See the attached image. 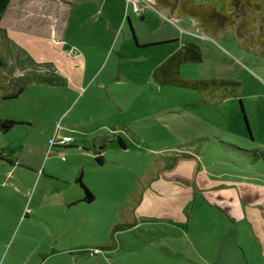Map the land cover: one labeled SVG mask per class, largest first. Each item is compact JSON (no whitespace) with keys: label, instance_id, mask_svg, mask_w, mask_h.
Here are the masks:
<instances>
[{"label":"rangeland","instance_id":"rangeland-1","mask_svg":"<svg viewBox=\"0 0 264 264\" xmlns=\"http://www.w3.org/2000/svg\"><path fill=\"white\" fill-rule=\"evenodd\" d=\"M258 5L256 8L252 6L233 12L235 19L232 24L226 25L221 32H214L212 26L202 29L193 17L178 16L165 10L161 4L153 3L137 7L138 3L135 5L133 0H125L123 17L128 16L138 45L161 42V44L139 47L131 37L128 22L126 21L123 27L117 25L120 14L117 3L112 6L115 28L111 34L110 44L106 47L95 45L90 49L84 48L85 53H90L86 57V75L97 71L91 80L96 82L99 78L106 79L108 83L105 92L110 96L94 88H88L84 95L77 99L78 108L73 112L72 106L76 99H73L71 90L62 85H55L46 91L27 90L14 101V107L24 109L27 115L56 118V128L65 127L69 116L74 119H82L86 116L90 119L100 116L104 118H94L91 125L86 121L69 128L72 141L68 143L58 141L60 135L56 138L55 130L51 131L50 128H44L43 133L31 132L28 135L20 134L17 130L21 129L19 127L7 132L20 134L23 145L16 148L19 149L17 158L20 162L24 159L29 160L32 167L28 168L32 172L25 170L23 167L26 166L19 163L22 166L16 167L14 173L6 174L7 176L0 179V250H2L0 264L5 252L3 264L24 262L26 255L31 252L29 250L34 245L36 236L42 230L47 232L49 225L59 219L54 214L60 212L61 208L53 204L59 196L57 193L52 194V188L57 189L58 186H62L61 178H51V175L41 173L45 162L46 167L48 165L50 148L54 150L56 145L71 146L65 154L67 163L73 161L85 167L82 178L84 184L98 201L109 200L104 208L110 211L117 209V204H121L128 197L129 191L133 197L135 189L141 187L140 174L145 175L147 169L157 164L156 160L159 157L174 155L177 151L194 146L197 150L209 151L208 157L214 165V160L219 163L217 156L236 163L249 160L234 147L220 145V142L225 141L242 149L264 150V1L262 0ZM52 6L49 0H10L0 26L8 27L17 15L21 24L29 28L35 21L41 20L37 15L51 12ZM138 8L141 10L139 11ZM186 38L196 40L201 47L203 58L200 62L180 64V73L187 79L234 80L238 83L230 88L234 95L229 93L222 97L225 91L223 87L203 91L169 85L160 86L152 80V69ZM34 46L41 53L31 55L28 51V48H31L29 46L19 48L35 64L46 65L45 62L49 60L43 59L45 55L57 57L48 46L44 48L37 44ZM51 48L57 50L54 46ZM17 49L18 46H15V53ZM25 54L19 53L21 57H25ZM58 57H62L60 51ZM82 58L85 57L82 55ZM21 61L18 68L22 69L31 62L25 58ZM105 73H109L110 77L104 75ZM238 98L243 104L250 131L238 105ZM6 105H2L1 113L10 116L6 111L10 108H5ZM34 107L36 109L32 110ZM62 111L64 113L59 116ZM92 129L98 130L95 136L96 146L104 145L102 151L98 150L104 159V163L100 166L92 165L93 158L86 154L90 153L92 148L91 132L87 133ZM14 130L15 132H11ZM7 133H0V145L2 135ZM50 135L49 144L44 149V146L38 143V138H46ZM74 136H78L79 141L74 139ZM116 137L123 140L124 149L119 147L117 141H112ZM29 143H37L32 155H29L26 148ZM209 158L203 160L208 161ZM12 159L14 163L15 159ZM255 163L259 166L263 165L259 160ZM49 184L51 186H48ZM77 186L79 185L76 183L75 189ZM30 196H38L40 202L37 203L34 198L28 203ZM97 209L98 202H94L91 205L89 203L88 210L82 211L88 213V216L86 222H82L83 226L79 225L74 233L76 238L79 233L84 232L94 235L88 225ZM61 213L65 214L66 211ZM204 221L205 237L216 242L222 240L223 255L227 254L228 264H236L235 258L238 254L235 252L234 239L248 261L251 256L249 251L252 249L258 251L255 227L254 234L246 222L218 225L211 214H208ZM102 224L110 227V221L105 219L100 221L99 225ZM104 234L107 236V231ZM92 237L97 239L95 235ZM85 249L88 250L90 258L81 259L75 264H124L123 259H128L127 256L131 255L121 251L110 256L109 252L105 251L104 254L98 248L85 247ZM133 255L136 264H139L138 252H134ZM113 256H116V261L112 259ZM239 256L241 259L240 254ZM210 257L213 256H209V259Z\"/></svg>","mask_w":264,"mask_h":264},{"label":"crops","instance_id":"crops-1","mask_svg":"<svg viewBox=\"0 0 264 264\" xmlns=\"http://www.w3.org/2000/svg\"><path fill=\"white\" fill-rule=\"evenodd\" d=\"M49 1L53 5L50 7L51 12L37 15V17L40 16L41 20L35 21L31 27L25 28L17 15L8 27L0 26L2 31L0 39L6 45L9 43L17 45L18 50L19 47H31L28 48L31 55L41 53V51L35 49V44L43 48L48 46L50 51L54 52L57 57L43 56V59L49 60L45 62L46 66L44 67L49 65L50 71L52 67L56 68L57 71L54 73H58V77L62 81L61 85L71 90L74 95L73 99H76L72 106L73 112L78 108L77 99L82 97L88 88H94L110 96L108 92H105L108 83L106 79L99 78L96 82L91 80L97 74V71L86 75V57L90 53H85L84 48L90 49L95 45L106 47L110 44L111 34L115 28L114 19L112 20V6L118 3L120 14L117 25L123 27L126 22L125 17H123L125 0ZM133 3L135 5L138 3V6L141 7L152 5L155 2L154 0H133ZM3 18L4 16L0 24ZM182 31L184 30L182 29ZM131 37L136 40L135 35ZM151 44L154 45V43ZM155 44H161V42ZM53 46L57 50H53L51 48ZM145 46H148V44L140 47ZM72 47L77 50L75 53L69 54L68 52ZM59 51L62 57H58ZM82 55L85 58H82ZM8 73L11 84L7 85L5 80L0 78V91L6 93L13 91L16 85L22 84L24 81L25 85L16 97L8 99L0 105V114L2 117H9L17 121L18 123L12 128H21L17 129L20 134L43 133L44 128H50L51 131L55 130L56 138L58 135L61 138L64 135L70 136L68 129L71 127L78 126L86 121L87 124L91 125V121L95 120L94 118H104L93 116L94 118L90 119L86 116L82 119H74L69 116L65 122L67 123L65 127L59 126L56 128V118H43L36 114L33 116L27 115L24 109L14 107V101L18 100L25 93L24 91L31 92L36 89L37 91H46L48 88L52 89L56 84L35 81V72H29L24 77H21V73H17L15 70H9ZM104 75L110 77L109 73ZM10 103L12 105H8ZM4 104H7L5 108H10L6 109L10 116H6L7 113H1V107ZM90 110V113H92V109ZM63 113L64 111L59 116ZM11 129L7 132H10ZM97 131L92 129L87 132L88 134L91 132L92 148L90 153L87 152L86 154L93 159L101 155H98L101 153L100 151L97 154L96 148L104 147V145L96 146L95 136ZM11 132H15V130ZM7 134L1 137L0 151L3 149L11 150L10 156L15 159V162L12 164L0 162V179L6 174L14 173L17 170L16 167L22 166L19 163L27 167H23L25 170L32 172L29 169L32 167L29 160L24 159L23 162H20L17 158L19 149L16 148L23 145L20 134ZM50 138L51 135L46 138H38V143L43 145L45 149ZM118 138L116 137L112 141H117ZM74 139L79 141L78 136H74ZM58 141L60 140L58 139ZM70 141H72V138ZM121 141L123 142V140ZM36 144L29 143L27 145L29 155L33 154ZM119 147L124 149L125 145L122 147L119 144ZM69 149H71V146L67 144L56 145L54 150L50 148L48 165L46 167L45 162L41 170V173L49 174L51 178H61L62 186H58L57 189L52 188V194L57 193L59 196V198L56 197V199L58 198L55 201L56 203L52 202L56 207L61 208L60 212L54 214L59 219L49 225L47 232H42V230L36 236L34 245L29 250L31 252L26 255L24 262L19 264H75L81 259L90 258L85 247L98 248L104 254L107 251L110 256L119 254L121 251L131 254L129 257L127 256L128 259H123L124 264H136L133 258L134 252L139 254L137 258L139 264H228L226 261L227 254L223 255L222 240L216 242L208 239L209 237H205L204 220L208 214L213 215L218 225H221V223L246 222L254 234L255 227L257 230L255 238L259 244V249L258 251L256 249L249 251L251 255L249 261L241 247L236 244L234 234L232 235L235 252L238 254H235V261L236 264H264L263 165L259 166L252 160L236 163L230 161V159L228 160V158L224 160V158L218 156L219 163L214 160V165H212V160L208 157L209 151L197 150L192 146L187 150L177 151L174 155L159 157L156 160L157 164L151 169H147L145 175L140 174L141 187L135 189L133 197H131L132 193L129 191L128 197L121 204H117V209L110 211L108 208H104L109 203L108 199L107 202H104L93 197L92 200L86 201L82 199L83 193L80 186L75 189L74 186L77 183L75 178L78 173H81L82 178L84 177L85 167H81L73 161L67 163L65 154ZM4 150L3 152H5ZM206 157L209 158L208 161L203 160ZM93 159L92 165H94ZM83 163L86 162L83 161ZM220 165L222 167H219ZM88 167L90 166L88 165ZM228 167H232V169H228ZM146 175L147 177H145ZM34 198L37 203L40 202L38 196H30L27 202L29 203ZM94 202H98V209L92 214L93 220L89 222L88 226L92 228V232L97 239H93L92 236L94 235L86 232L79 233L78 239L74 233H76L79 225L83 226L81 224L86 222L88 216V213H82V211L88 210L89 203L91 205ZM64 211L66 213L62 214L61 212ZM102 219L110 221V227H105L103 224L99 225ZM57 222L58 224H56ZM119 223L122 224V228L115 232L112 231V227ZM106 231L107 236L104 234ZM39 237L40 241H38ZM211 245L212 248H210ZM103 247L107 248L104 249ZM1 253L2 250H0V255ZM209 256L213 257L209 259ZM3 259L1 264H3ZM112 259L116 261L117 258L113 256ZM117 263L119 262L117 261Z\"/></svg>","mask_w":264,"mask_h":264},{"label":"trees","instance_id":"trees-1","mask_svg":"<svg viewBox=\"0 0 264 264\" xmlns=\"http://www.w3.org/2000/svg\"><path fill=\"white\" fill-rule=\"evenodd\" d=\"M261 1L262 0H208L206 2H197L196 0H154L155 4H161L164 9L170 11L171 13H175L178 16L186 15L193 17L202 29H208L209 26H212V31L214 32H221L224 30L226 25L232 24L233 20L235 19V13L233 12L243 10L244 8H251L252 6L256 8V6H259L258 3H260ZM9 2L10 0H0V21L6 12ZM125 19L128 22L129 29L131 30V36H134L133 30L129 25L128 17L125 16ZM1 33L2 31L0 27V35ZM135 44L140 47L136 40ZM15 46L17 45H13L11 43L6 45V43H3V41L0 39V78L4 79L7 85L11 84V79L8 78L10 77L8 73L9 70H15L17 73L20 72L21 77L26 76L29 72H35V81L43 83H53L56 85L62 84V81L58 77V73H54L57 71L56 68L52 67L50 71V67L48 64L47 67H44L46 65L42 66L40 64H35L33 60L20 48L19 50L17 49L15 53ZM75 49L73 47L70 48L71 53H75ZM19 53L25 54V57H21ZM22 58L31 61L30 65L27 64L29 66L23 69L18 68V66L21 65ZM202 58V50L196 40L194 38H186L185 40H182L180 45L175 50H173L163 61H161L152 69L151 78L156 84L160 86L169 85L190 89H200L203 91H206L210 88L219 89L220 87H223L225 91L224 93H222V97H225L229 95V93H232L233 90L230 88L238 84L234 80H225L218 78L187 79L183 76V74L180 73V64L184 62H200ZM24 83L25 81L22 84L19 83L18 85H16L13 91H9L7 93L0 91V105L3 102H6L8 99L16 97L17 94L20 93L23 85H25ZM238 105L243 112V117L248 127L247 120L243 111V104L240 98H238ZM16 123L18 122L10 118L2 117V115L0 114V133H6ZM248 131H250L249 127ZM117 142L118 144H120V146L123 147V142L120 140V138H118ZM220 145H224L226 147H234L235 150L242 156H245L252 161L259 160L264 166V150L258 148L242 149L234 144L225 141L220 142ZM102 148L103 146L98 147L97 154L99 153L98 150L101 151ZM3 150L0 151V162H7L9 164H12L13 159L10 156V153H12L11 150H4L5 152H3ZM98 155H100V153ZM103 162L104 160L101 155L96 156L93 159V164L96 166L101 165ZM75 180L82 189V199L86 201L92 200L94 196L84 184L81 173L77 174ZM121 228V223L115 224L112 227V231L115 232ZM103 248L106 249L107 247Z\"/></svg>","mask_w":264,"mask_h":264},{"label":"built area","instance_id":"built-area-1","mask_svg":"<svg viewBox=\"0 0 264 264\" xmlns=\"http://www.w3.org/2000/svg\"><path fill=\"white\" fill-rule=\"evenodd\" d=\"M137 7H139V6H137ZM69 54L71 53V51L69 50V52H68ZM70 136H68V135H64V136H61V138H60V142H62V143H67V142H69L70 141Z\"/></svg>","mask_w":264,"mask_h":264}]
</instances>
